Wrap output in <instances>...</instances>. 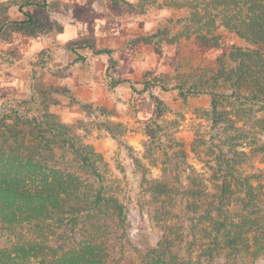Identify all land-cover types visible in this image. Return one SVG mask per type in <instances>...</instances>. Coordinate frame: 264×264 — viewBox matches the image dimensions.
I'll return each instance as SVG.
<instances>
[{"label":"trees","instance_id":"trees-1","mask_svg":"<svg viewBox=\"0 0 264 264\" xmlns=\"http://www.w3.org/2000/svg\"><path fill=\"white\" fill-rule=\"evenodd\" d=\"M164 2L187 15L170 20L178 34L164 28L155 36L158 47L192 35L217 43L219 26L251 45L217 62L209 88H180L184 97H211L209 137L198 131L192 145L208 170L177 174L178 185L153 180L157 238L126 260L129 207L102 154L53 114L23 112L31 100L4 108L0 264H264L263 174L252 164L264 155V0ZM9 8L0 1V33Z\"/></svg>","mask_w":264,"mask_h":264},{"label":"rangeland","instance_id":"rangeland-1","mask_svg":"<svg viewBox=\"0 0 264 264\" xmlns=\"http://www.w3.org/2000/svg\"><path fill=\"white\" fill-rule=\"evenodd\" d=\"M0 1L10 7L2 17V32L8 38L18 39V31L23 37L45 33L50 11L43 8H59L63 4L68 13H75L74 17L84 22L94 12L96 19L119 18L125 30L131 29L132 36L135 32L140 35L114 42L104 38L97 43L88 33L81 40L69 43L66 48L78 56L74 62L69 61L67 68L73 77H78L81 88L85 85L80 93L63 84L56 85L54 80L48 81L42 75L23 98L14 94L0 97V116L4 108L31 100L23 112L42 110L53 114L57 123L102 154L129 207L127 229L131 245L126 260H137L157 238L158 228L152 218L155 206L148 194L153 180L171 179L173 185H178L175 175L182 176L192 170L204 174L208 170L192 152V145L197 132L206 134L211 126L206 115L211 97L207 93L184 97L180 95L181 86L184 90L202 85L209 88L217 62L232 48L251 45L219 26L214 34L217 43H204L192 35L173 43L163 42L158 47L159 38L155 36L164 28L178 34V27L170 20L187 15L186 10L168 7L164 0H135L133 4L125 0ZM98 9L102 11L95 13ZM130 22L139 26L130 27L127 25ZM87 29L91 30L89 25ZM46 51L30 59L33 77L36 67L47 65ZM26 55L29 54L21 53L19 57L25 59ZM0 58L10 61L7 56ZM217 91L229 92L222 88ZM226 108L230 110L227 105ZM181 150L185 153L184 164L177 159L182 155ZM252 164L262 172L264 186V155L257 154ZM5 241L0 234V245Z\"/></svg>","mask_w":264,"mask_h":264},{"label":"crops","instance_id":"crops-1","mask_svg":"<svg viewBox=\"0 0 264 264\" xmlns=\"http://www.w3.org/2000/svg\"><path fill=\"white\" fill-rule=\"evenodd\" d=\"M125 1H130L133 4L134 2L132 1L135 0ZM43 9H48V12L50 11L48 13L50 15L48 17V30L45 33L23 37L22 33L18 31V39L17 36L8 38L6 34L4 35V32L0 33V55L10 57V61L0 58V97H10L14 94L18 98H23L31 92L32 85L37 82L36 78L42 75H45L44 77L48 81L54 80L56 85L63 84L72 90V92L76 94L80 93L85 85L81 88L78 77H73L70 74L69 68H67L70 63L69 61L74 62L78 55L72 53L66 46L69 43L81 40L88 33L97 43L99 39L106 38L114 42L116 39L120 40L126 36H132L131 29L130 31L125 30L122 27L124 22L122 23L119 18L96 19L93 12L89 20H85L84 22L74 17L75 13H68L64 4L63 6H59V8L47 7ZM95 11V13H100L102 10L98 9ZM87 25L90 26L91 30L87 29ZM127 25L134 28L138 24L137 22L136 24L130 22ZM116 28L118 29L115 30ZM139 36L135 32L132 37ZM110 49L113 50V48ZM43 51H46L48 54V63L44 67H36V76L33 77L34 68L30 64V59ZM17 53L18 57H16ZM21 53L29 55H26L25 59H22V57H19ZM59 69L62 71L60 72Z\"/></svg>","mask_w":264,"mask_h":264}]
</instances>
